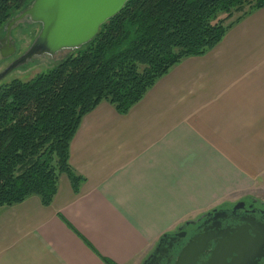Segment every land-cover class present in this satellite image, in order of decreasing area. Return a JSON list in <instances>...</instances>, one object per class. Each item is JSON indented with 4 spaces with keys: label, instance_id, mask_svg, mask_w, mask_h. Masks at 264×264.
Masks as SVG:
<instances>
[{
    "label": "crops",
    "instance_id": "0c3cea01",
    "mask_svg": "<svg viewBox=\"0 0 264 264\" xmlns=\"http://www.w3.org/2000/svg\"><path fill=\"white\" fill-rule=\"evenodd\" d=\"M49 207H0V264H143L165 235L264 175V8L184 59L127 115L101 103Z\"/></svg>",
    "mask_w": 264,
    "mask_h": 264
},
{
    "label": "trees",
    "instance_id": "16d2710c",
    "mask_svg": "<svg viewBox=\"0 0 264 264\" xmlns=\"http://www.w3.org/2000/svg\"><path fill=\"white\" fill-rule=\"evenodd\" d=\"M33 1L0 0V30ZM262 8L264 0H130L54 68L2 85L0 207L32 196L51 206L63 175L79 193L86 179L71 166L70 148L83 118L103 102L127 115L173 67L206 55Z\"/></svg>",
    "mask_w": 264,
    "mask_h": 264
},
{
    "label": "flooded vegetation",
    "instance_id": "af4514ba",
    "mask_svg": "<svg viewBox=\"0 0 264 264\" xmlns=\"http://www.w3.org/2000/svg\"><path fill=\"white\" fill-rule=\"evenodd\" d=\"M180 257L182 264H264V201L252 196L188 221L143 264H177Z\"/></svg>",
    "mask_w": 264,
    "mask_h": 264
},
{
    "label": "water",
    "instance_id": "95a60500",
    "mask_svg": "<svg viewBox=\"0 0 264 264\" xmlns=\"http://www.w3.org/2000/svg\"><path fill=\"white\" fill-rule=\"evenodd\" d=\"M129 1L34 0L27 9L6 24V36L0 48L2 56L7 58L14 55L16 46L11 34L19 24L27 22L40 24L41 31L29 50L0 74V81L13 70L36 58L55 57L63 52L83 48L99 35L101 27L106 22L123 11ZM181 257L177 264H182ZM209 264H214L213 260Z\"/></svg>",
    "mask_w": 264,
    "mask_h": 264
},
{
    "label": "rangeland",
    "instance_id": "374dc122",
    "mask_svg": "<svg viewBox=\"0 0 264 264\" xmlns=\"http://www.w3.org/2000/svg\"><path fill=\"white\" fill-rule=\"evenodd\" d=\"M18 14L19 13H17L16 16ZM238 16L239 15L236 14L235 17L229 20V22L233 21ZM40 31H41V25L35 23H31V24L21 23L16 28L13 29L11 35H12V40L14 41V44L16 46V51L14 55H10L7 58L3 57L0 51V74H2L6 69H8V67H10V65H12L17 59H19L29 50L35 39L38 37ZM5 36H6V31L4 27L0 30V48L2 47L1 43L5 39ZM69 53L70 52H63L55 57L44 56V57L36 58L30 63L21 66L13 70L10 74H8L3 80L0 81V87L2 85L9 84L10 82L16 79H20L24 81L32 80L42 72H45L57 66L59 62H61ZM252 196L264 201V175L258 180L254 181L253 184L250 185L248 188L240 189L239 191L235 192L233 195H230L229 197H224L222 200H228V201H223L212 209L222 206L232 205L240 200H249L250 197ZM207 212H205L204 214H206ZM192 221H196V220H192Z\"/></svg>",
    "mask_w": 264,
    "mask_h": 264
}]
</instances>
